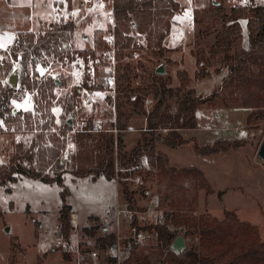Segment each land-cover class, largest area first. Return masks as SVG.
<instances>
[{"label": "trees", "instance_id": "1", "mask_svg": "<svg viewBox=\"0 0 264 264\" xmlns=\"http://www.w3.org/2000/svg\"><path fill=\"white\" fill-rule=\"evenodd\" d=\"M67 1L70 9L72 0ZM219 3L194 11L198 40L193 55L200 68L197 76L200 80L205 79L209 76L210 67L219 63L226 65L229 74L224 80L223 91L229 101H238L241 107L254 111L247 119V124L253 126L255 121L264 120V4L251 0L249 5L238 4L228 11L223 2ZM112 11L117 57L116 109L121 111L128 106L132 114L146 118L147 128L143 140L128 152L125 150L128 126L123 117L129 118L131 114L121 113L118 118L117 140L110 133H91L92 121L88 120L72 136L75 151L71 155L70 173L78 179L91 177L93 181L100 177L109 181L117 179L123 188L127 209L133 214L136 202L129 179L140 175L139 170H145L149 179L156 178L160 206L164 210L163 220L141 226L134 214L132 222V226L139 231L152 235L155 244L133 243L121 264H154L155 259L161 264H264V241L256 228L241 222L234 212H226L224 221L207 214L198 215L199 192L204 190L207 195L214 194L205 174L196 167L174 168L170 165L169 157L157 150L161 143L170 148L194 143L195 153L211 156L247 145L244 139H217L212 145L201 147L196 140L183 138V130L198 127L197 110L213 102L218 92L209 98L195 96V90L189 88L191 78L186 70L177 72L178 87H171L170 76L158 75L155 71L149 76V84L135 89L131 86L134 68L123 62L129 53L142 48L140 41L144 39L146 47L166 67L174 64L165 57V39L172 28L174 16L182 11L179 3L175 0H114ZM241 20L247 21L246 36ZM76 27L73 21L58 22L39 34L29 32L16 37L9 48V55L23 68L17 89L5 82L15 69L12 62L2 61L0 64V134L21 127H29L35 133L29 148L25 149L23 144L17 145V153L10 157L7 164L0 165V186L6 188V193H11L10 183L27 178L61 187L58 220L64 240L69 239L73 230V209L68 204L71 192L64 178L67 174L65 165L70 163L62 162L66 142L61 137L74 129V115L81 92L84 89L91 93L105 91V75L98 65L107 66L104 57L110 50L99 31L95 32L92 49L73 50L69 43L74 38ZM213 35L214 43L204 47L199 38ZM44 57L60 62H73L79 57L86 64L92 60L95 64L94 76L86 75L81 87H74L70 93L59 98L55 91L65 87L66 81L62 78H43L35 72L37 63ZM31 66L34 71L30 70ZM20 91L33 93L34 111L13 112L12 101ZM150 97L155 103L147 110ZM172 101L174 104L170 106ZM57 105L62 107L65 117L58 136L51 132V129H56L54 117L49 118L51 110ZM37 113L46 120L43 124L37 125L35 122L34 125L33 119ZM68 117H72L73 124ZM181 233L186 239L198 237V244L190 246L182 258L170 250L172 242ZM98 242L104 248L114 245L116 238L107 235ZM19 251L24 253L18 238L12 237L11 264L15 263ZM64 257L71 261V256Z\"/></svg>", "mask_w": 264, "mask_h": 264}, {"label": "rangeland", "instance_id": "2", "mask_svg": "<svg viewBox=\"0 0 264 264\" xmlns=\"http://www.w3.org/2000/svg\"><path fill=\"white\" fill-rule=\"evenodd\" d=\"M23 1L26 2V0H19L22 8H24L23 3H21ZM65 1L68 8V1ZM184 1L180 0V7L189 8L191 12H194L195 9L209 8L214 1L223 2V0H189V5H186ZM249 1L250 4L251 0ZM254 2L263 4L264 0H254ZM231 4H233L232 6L242 5V0L225 1V6H231ZM78 6V1L72 0V5L68 10L74 9L76 13L63 17L76 18L74 20L81 22L80 26L76 28L77 43L74 37L69 44L73 50H89L94 47L95 36V32L92 31L90 26L91 18H106L110 22L113 17V5L108 3L89 4L80 9ZM10 10L13 11L14 9ZM227 10L230 9L227 8ZM12 11L8 12L7 18H14ZM173 23L175 26L172 25L173 28L167 35L165 44L168 49H173L174 57L183 58V66L181 67V64L174 62L173 65L166 67L146 47V42L142 39L140 41L142 48L129 53V56L123 61L124 64L134 68L132 88L136 89L149 84L150 74L163 65L166 71L164 75L170 76L172 80L171 87L179 82L177 71L186 70L191 78L189 88L196 89L197 95L209 98L215 92H224L222 85L219 86V82L220 78L225 80L228 76V67L222 63L210 67L208 69L209 76L200 80L197 76L200 68L193 55L196 49L195 42L198 40L195 35L197 33L195 25H192V19L186 17V15H183L181 19H173ZM242 26L246 36V25L243 24ZM48 28L49 26H45V30ZM111 34L112 30L109 27L105 32L104 40L106 42H108ZM199 39L206 48L215 41L214 35L210 38L203 36ZM2 43L5 44V41ZM2 60L12 62L15 69L19 66V63L9 55V50L4 54H0V64ZM98 67L103 73L106 72L105 66L98 65ZM87 68H89L88 71ZM94 69L95 64L92 60L89 64H86L83 58L79 57L73 62L67 60L60 62L54 58L44 57L37 63L35 72L43 78H62L66 81L65 87L57 88L55 91L57 97L60 98L70 93L74 87H81L86 75L93 77ZM30 70L34 71V68L31 66ZM223 73H226L225 77H221ZM85 92L89 91L84 89L77 101L74 124L72 117L67 118L71 120L73 128H83L88 120L92 122L102 121L107 128L116 130V132L110 134L114 137V140H117L119 132L117 120L121 117V113H126L131 114V116L129 118L123 117L126 121L125 124L128 126L125 133V150L130 152L143 140V134L147 128V121L144 116L132 114V109L128 106H125L121 111H117L116 98L111 92L100 94L101 92L97 91L94 92L97 94L90 99L84 98ZM219 94L213 102L201 106L197 110L198 128L184 133V136L186 138L197 137L200 145L210 144V141H214L215 138L225 140L244 139L248 142L247 145L233 151L231 155L212 157L210 160L195 153L193 143L186 144L179 149H172L161 143L159 144V151L168 153L171 163L175 167H196L202 168L206 172L214 189V194L207 195L204 190L199 192L198 215L207 214L219 221H224L227 218L226 212H234L241 222L254 226L264 241V162L256 154L264 141V120L255 121L253 126H249L246 110L241 109L240 112H233L224 109L225 106ZM154 103L153 98L150 97L146 109L150 110ZM169 104L172 106L174 101ZM31 105L33 110L28 111H34L35 108L33 93L28 91L18 92L12 101L14 113L27 112V108H30ZM16 107H19L20 110L18 111ZM35 116L36 118L33 119L34 125L35 122L38 125L46 121L41 118L40 113ZM51 116L54 117L56 125V129H51V132L58 136V131H60L65 120L62 107L59 105L53 107L49 118ZM21 118L24 119V117ZM8 132L0 134V165L7 164L10 157L17 153V145L23 144L26 149L31 146L35 139V133L31 132L29 127H21L18 130L10 129ZM70 166L71 163L65 165L67 174L64 175L65 185L71 192L68 197V204L72 206L74 211L75 228L73 227L70 235L78 233L84 239L86 236L96 239L97 246L94 250L100 253L99 258L95 260L90 256H85L81 264H93V261L94 264H119L115 257V245H117L118 238H121V245L126 241V238L130 236V224H132V220L127 217V211L130 210L127 209V202L122 194L123 188L118 181L119 192L114 185H110L104 179L93 181L86 178L80 181L70 173ZM139 171L140 175H135L129 179L128 183L135 198L134 214L137 216L138 223L141 226H149L163 220L164 210L161 208L160 202H156L157 198L160 200L156 178L149 179L145 170ZM11 189V193H6L5 187L0 186V264H11L9 257L12 237L18 238V243L24 250V253L19 251L14 264H77L73 255H69L71 261H67L64 257L66 254L56 251L53 247L55 242L60 239V235L62 238L58 228L61 187L56 184L47 185L41 181L24 179L19 183L12 184ZM220 192H222V195H219ZM117 204L120 205L121 209H117V213L121 215L119 218V227L121 225V228L120 230L116 229L114 233L117 227V217L113 220L112 216L116 212ZM90 223H97L98 225L87 227L85 230L82 228ZM104 226L109 230H103ZM8 228L10 229L9 232H7ZM143 232L146 236L144 245L155 244L153 236L148 232ZM107 235L114 236L116 242L112 246L108 245L101 248L98 240ZM185 240L188 247L198 244V237H189ZM155 260L153 261L154 264H161L160 261Z\"/></svg>", "mask_w": 264, "mask_h": 264}, {"label": "crops", "instance_id": "3", "mask_svg": "<svg viewBox=\"0 0 264 264\" xmlns=\"http://www.w3.org/2000/svg\"><path fill=\"white\" fill-rule=\"evenodd\" d=\"M175 1L180 3V0H175ZM225 1L226 0H223L224 6H225ZM230 1L231 0H229V2ZM21 3H23L24 8H22L20 6L19 0L17 2H16V0H0V54H4L5 52H7V50H9V48L14 44V42L16 40V37L19 34L29 33V32H33L35 34H39V33L43 32V31H45V26H49L51 24L58 23V22L73 21V22L76 23V26H77L76 28H78L80 26L81 22L74 20L76 18H73V19L72 18H63L65 15L69 16L70 14L74 15L76 13V11L74 9L71 10V11L68 10L67 2L65 0H26V2L23 1ZM189 3H190L189 0H185L184 1V4H186V5H189ZM78 4H79V6H78L79 9L82 8V7H85L86 5H89L87 3H82V2H79V1H78ZM93 4H101V3H93ZM102 4H104V3H102ZM228 4H230V3H228ZM232 5L233 4H231V6L226 5L225 7H226V9L227 8L231 9L232 7L236 6L237 4L234 5V6H232ZM10 9H14L16 12L14 10L12 11ZM10 11H12L14 13L13 14L14 18H7V14ZM183 15H186V17H189L191 19L194 18V12L193 11L191 12L189 10V8H187V9L186 8H182V11L177 13L174 16L173 19H175V18H180L181 19V17H183ZM243 24L246 25V29H247V21L246 20H241V25H243ZM90 26H91L92 31L101 32L104 35V38H105V32L107 31V29L109 27L112 30V34H113L114 17L111 18L110 22L106 18H91ZM174 26L175 25H173V27ZM76 32H77V29L75 31V36H74L75 37V41L77 43ZM166 39H167V37H166ZM166 39H165V43H166ZM4 41H5V44L2 43ZM165 46H166V44H165ZM166 48H167V46H166ZM77 49H79V48H77ZM172 50H173L172 48H170V49L167 48L166 58L172 60L175 63L181 64V67H182L183 66V58L178 59V58L174 57V51H172ZM179 71H181V70H179ZM225 76H226V73H223L221 77H225ZM222 79L223 78H220L219 86L222 85V90H223L224 80H222ZM178 83L175 84L174 87H178L179 84H180V83L179 84ZM218 94L222 98L223 104L225 106V107H223L224 109L229 110V111H233V112H238V111L240 112L241 109H244L247 112V114H246L247 115V117H246L247 119H248V116L252 112H254V111H252L250 109H245V108L241 107L240 103L238 101H229L228 98H227V94L225 92L220 91V92H218ZM195 96H202V95H197L196 89H195ZM17 110L18 111L20 110L19 107L17 108ZM28 110H33L32 105L30 106V108H27V111ZM196 114H197V112H196ZM196 117H197V115H196ZM194 130L195 129L183 130L182 131L183 138L185 140H187V141L194 139V140H196L198 145L201 146V147L212 145L217 140L215 138L214 141H210L211 142L210 144L200 145L199 144L200 141H199V139L197 137L186 138L184 136V133L190 132V131H194ZM247 132H248V130H247ZM248 134H249V132H248ZM218 139H223V138H218ZM230 140H233V139H230ZM181 147L182 146L177 147V148H172V149H179ZM252 147H253V145H252ZM257 149H259V148H257ZM157 150L159 151V146H158ZM233 151H235V150H230L229 152H226V153H220V154H217V155L203 156V157L208 159V160H210V159H212V157H217V156H219V157L223 156L224 157V156H227V155H231V153ZM258 152L259 151H257L256 154H258ZM164 154H166L169 157L170 164H171L172 167L177 168V169H182V168H178V167L173 166L172 163H171V159H170L169 154L168 153H164ZM254 155H255V152H254ZM186 168H189V167H186ZM200 170L205 174L206 178L208 179V176H207L206 172L202 168H200ZM86 178L87 179H91V177H86ZM86 178H83V179H86ZM24 179H27V178L19 179V181L15 182V183H19V182L23 181ZM101 179L107 180L104 177H100L97 180H101ZM80 181H81V179H80ZM117 181L118 180H116V179L115 180H111V181L107 180V182L110 183V185H114L115 189H117V191L119 192V187H118L119 183H117ZM15 183H11L9 188L11 189V185L15 184ZM11 192H12V189H11ZM117 209H120V205L119 204H117L116 212L114 213V216H112L113 220H115L114 218L117 217V220H116L117 227L115 228L114 233H115L116 229L120 230V228H121V225L119 227V218H120L121 215H119L117 213ZM73 213H74V211H73ZM72 223H73V227L75 228V226H74V215L72 216ZM102 223H105V222H102ZM96 225H98V224L97 223H94V224L90 223L89 225L83 226L82 228L85 230V229H87V227H91V226L95 227ZM58 228H59V226H58ZM102 229L103 230H107L108 228L106 226H104ZM60 238H61V235H60ZM93 264H94V261H93Z\"/></svg>", "mask_w": 264, "mask_h": 264}, {"label": "built area", "instance_id": "4", "mask_svg": "<svg viewBox=\"0 0 264 264\" xmlns=\"http://www.w3.org/2000/svg\"><path fill=\"white\" fill-rule=\"evenodd\" d=\"M82 3L93 4V3H108L113 5L114 0H77ZM249 0H242V5L246 6L249 5ZM192 25L194 26L195 23L192 18ZM108 45L110 50L105 54V60L107 61L106 72L103 74L105 78L104 88L105 91L101 92L100 94H104L107 92H111L115 98L117 97V57H116V50H115V38L112 34L111 37L108 39ZM97 93H90L85 92L84 98L90 99L93 95ZM87 123H85L86 125ZM84 125V126H85ZM78 128H74L70 133H67L61 137L63 141L66 142L65 150L62 153V162L70 163L71 162V155L75 151V145L72 142V136L75 134ZM91 133L99 134V133H111L116 132V130H112L106 127L105 123L102 121H93L91 125V129L89 130ZM144 166H147V161L145 159ZM156 202H160L157 198ZM127 217L132 220L133 222V213L131 211H127ZM82 241V242H81ZM121 238H118V242L116 245V252L115 257L119 264L121 260L128 255V250L132 248L133 243H138L140 245H144L146 242V236L143 231H139L136 227L130 224V236L126 238L124 241L123 248L121 245ZM97 242L96 239L92 237H85L82 238L78 233L70 235L69 239L64 240L60 238L54 244V249H58L62 253L66 255H73L76 259L77 264H81L85 256H90L92 259H97L100 256V253L94 249H96Z\"/></svg>", "mask_w": 264, "mask_h": 264}, {"label": "water", "instance_id": "5", "mask_svg": "<svg viewBox=\"0 0 264 264\" xmlns=\"http://www.w3.org/2000/svg\"><path fill=\"white\" fill-rule=\"evenodd\" d=\"M219 2L214 1L213 5H219ZM23 72V68L21 65L18 66L17 69H14V71L12 72V74L10 75V77L8 78L7 82L8 84L12 87L17 89L19 87L20 84V78H21V74ZM156 73L158 75H164L166 73L164 66H160L157 70ZM258 158L264 162V141L259 149L258 152ZM219 195H222V192L219 193ZM10 229H7V232H9ZM116 247V245H115ZM170 250L178 257L182 258L184 256V254L189 250V247L186 244V240L183 234H179L175 240L172 242L171 246H170Z\"/></svg>", "mask_w": 264, "mask_h": 264}]
</instances>
